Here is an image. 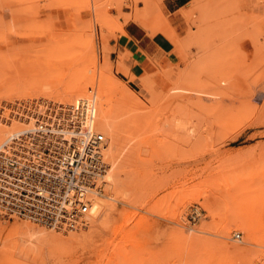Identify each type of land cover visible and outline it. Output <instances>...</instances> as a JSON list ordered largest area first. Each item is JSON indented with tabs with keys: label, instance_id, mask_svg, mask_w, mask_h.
Wrapping results in <instances>:
<instances>
[{
	"label": "rangeland",
	"instance_id": "374dc122",
	"mask_svg": "<svg viewBox=\"0 0 264 264\" xmlns=\"http://www.w3.org/2000/svg\"><path fill=\"white\" fill-rule=\"evenodd\" d=\"M162 1L0 0V120L12 105L15 114L21 103H58L82 74L94 81L87 90L96 95L102 75L136 98L131 103L111 91L107 116L128 128L124 180L131 189L142 184L144 195L135 208L107 200L114 211L75 230L0 212V264H262L264 0H193L174 18ZM134 20L150 37L165 36L173 52L162 59L139 52L123 35ZM91 36L94 70L83 45ZM245 100L253 104L251 116L224 126ZM17 119L16 133L26 130ZM100 194L127 201L113 184ZM234 218L256 229L262 245L225 257L224 247H245V233L229 224ZM24 223L66 239L76 235L25 246L10 231Z\"/></svg>",
	"mask_w": 264,
	"mask_h": 264
},
{
	"label": "built area",
	"instance_id": "2783aa9c",
	"mask_svg": "<svg viewBox=\"0 0 264 264\" xmlns=\"http://www.w3.org/2000/svg\"><path fill=\"white\" fill-rule=\"evenodd\" d=\"M94 97L89 90L88 98L65 107L34 100L15 109L32 124L0 149V211L5 218L47 228L85 222L88 197L101 192L109 168L102 155L105 138L95 129ZM9 110L13 116V105Z\"/></svg>",
	"mask_w": 264,
	"mask_h": 264
},
{
	"label": "bare ground",
	"instance_id": "6f19581e",
	"mask_svg": "<svg viewBox=\"0 0 264 264\" xmlns=\"http://www.w3.org/2000/svg\"><path fill=\"white\" fill-rule=\"evenodd\" d=\"M184 17H187L185 14H183ZM188 18V17H187ZM190 20V19H189ZM138 25V21L134 20ZM86 36V34H85ZM91 38V39H90ZM92 36L87 37L85 41H83V45L85 48L89 51L87 54V65L89 68H92L93 70L96 68V60L93 54L92 50ZM103 61L107 62V55L103 53ZM98 90L94 98V103H95V109H96V120H95V129L98 131L100 134L105 136V134L108 135L109 137V142L108 140L105 139L106 144L102 148V155L104 160L106 161V164L109 165V168L105 172V174L102 176L101 180V187L102 190L105 189L107 190V187L112 188V184L115 186V193H120L122 192V195L127 201L123 200H116L112 199L111 197H107L105 195H101L102 193L99 191H93V193L88 197L89 198V213L84 217L85 222L82 224H77L74 227H71L75 230L76 226H86L89 220V225L91 227H94L95 224L99 220H103L107 217L108 213L111 211H114V206L107 204V200L114 201L116 203H120L132 208H135L137 204H139L143 198L144 195L142 193V184H139L136 186V188L131 189V187L125 182L124 176L127 175V165H126V157H125V149H126V144L123 142L122 135H126V129L127 126H122L121 122H118V120H110L109 117L107 116L108 112V107H109V96L111 94V91L116 92L121 96V99L127 100L131 103H135L136 98L132 95H124L118 88L114 87L113 84H109L105 78L100 75L98 79ZM94 81H91L90 77L87 75L82 74L79 78H77L75 81L72 82L70 88L65 91L62 95H59V102L56 103L58 106L65 107L69 105L72 101H76L79 99H86L89 96V90H91L92 93H95L92 89L87 90L88 87L93 86ZM13 94V92L11 93ZM9 96V95H8ZM13 97V96H12ZM48 101V100H46ZM25 104V103H24ZM31 105V103H29ZM26 105V104H25ZM253 113V104L252 102H247L242 101L240 102V105L236 108L231 110L230 114L228 117H226L223 121V125H236L240 121L246 119L247 117L251 116ZM6 113H4L5 115ZM3 115V117H4ZM13 118L17 119L27 127L25 129L29 128V126L32 124L31 121L30 123L27 122L25 123V116H22L21 114L17 116V114L10 115L8 114L7 117L2 120H0V126L6 127V128H0V149L3 148V146L6 144L8 141V137L11 136V134H15L17 131V126H13L11 122H13ZM24 121V122H23ZM193 126V125H191ZM235 127V126H234ZM192 127H190L191 129ZM187 129V130H190ZM129 131V130H128ZM192 135V133H190ZM124 136V135H123ZM187 136V135H185ZM184 137V136H183ZM8 138V139H6ZM105 138V137H104ZM191 138V137H189ZM187 139V138H186ZM190 141V139H189ZM129 155V153H128ZM132 156V155H131ZM130 156V158H131ZM129 158V157H128ZM127 158V160H129ZM135 158V157H134ZM133 160V157H132ZM135 160V159H134ZM131 159L128 161L130 164ZM133 162V161H132ZM131 162V164H132ZM128 164V165H129ZM131 167V166H130ZM130 170V169H129ZM129 173V172H128ZM216 178H219L216 176ZM138 181V180H137ZM126 187V188H125ZM125 188V189H124ZM124 189V190H123ZM129 190V191H125ZM1 212V211H0ZM22 220V219H21ZM27 221V220H25ZM31 222V221H28ZM33 223V222H31ZM232 223V224H231ZM36 224V223H35ZM229 224L238 227L239 229L242 230L243 234L245 233V241L244 245L245 247L243 249H237L235 246L229 247V248H221L223 251V255L225 257L231 256L233 254H242L247 252V248L249 245H254V243L258 242L256 240L255 236V230L253 227L248 226V223H246L242 218H234ZM229 224H226L222 231L223 233H227L229 231ZM40 225V224H37ZM230 225V228H231ZM42 227H45L43 225H40ZM39 227H35L34 225L32 226L29 223H24L22 225H15L13 226V230L11 229L10 231L13 232L14 238L15 235H20V240L25 246H30V247H37L40 248L44 245H58L59 243L63 242H68L69 240L75 238L76 234H67L70 239H66L62 234L60 236L54 235L53 233H45L43 232L44 230H39L37 229ZM47 228V227H45ZM66 227L63 228H47L50 230H63ZM69 229V228H66ZM66 229H64L66 231ZM63 230V231H64ZM195 232H202L201 228L194 229ZM193 231V232H194ZM226 234V235H227ZM221 235V234H220ZM225 235V236H226ZM223 236V235H222ZM77 237V236H76ZM195 238V237H194ZM264 238V237H263ZM262 238V239H263ZM193 239V238H192ZM191 239V240H192ZM16 240V239H15ZM200 239H196V245L200 242ZM193 241V240H192ZM58 243V244H57ZM192 243V242H191ZM194 243V242H193ZM192 243V244H193ZM259 245L260 241L258 242ZM264 244V243H263ZM62 245V244H60ZM195 245V244H193ZM227 246V245H224ZM250 247V246H249ZM263 248V246H261ZM249 249V248H248ZM262 255V264H264V250ZM259 264V263H258ZM261 264V263H260Z\"/></svg>",
	"mask_w": 264,
	"mask_h": 264
},
{
	"label": "crops",
	"instance_id": "0c3cea01",
	"mask_svg": "<svg viewBox=\"0 0 264 264\" xmlns=\"http://www.w3.org/2000/svg\"><path fill=\"white\" fill-rule=\"evenodd\" d=\"M192 1L193 0H163L162 7L165 13L174 18L175 14ZM141 7H139V9ZM181 16H183V14H181ZM173 24L176 25V31L179 32L181 29L180 20L173 21ZM123 35L128 37L132 43L136 44V49L145 56H156L162 59V56L170 55L174 50L173 44L165 36L156 34L150 37L143 28L134 22H130L125 26Z\"/></svg>",
	"mask_w": 264,
	"mask_h": 264
}]
</instances>
